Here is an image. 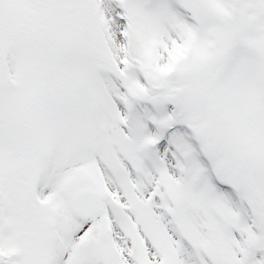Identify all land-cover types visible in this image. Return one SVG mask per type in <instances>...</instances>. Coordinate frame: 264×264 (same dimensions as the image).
I'll list each match as a JSON object with an SVG mask.
<instances>
[{
	"label": "snow or ice",
	"instance_id": "6c2138e0",
	"mask_svg": "<svg viewBox=\"0 0 264 264\" xmlns=\"http://www.w3.org/2000/svg\"><path fill=\"white\" fill-rule=\"evenodd\" d=\"M0 264H264V0H0Z\"/></svg>",
	"mask_w": 264,
	"mask_h": 264
}]
</instances>
